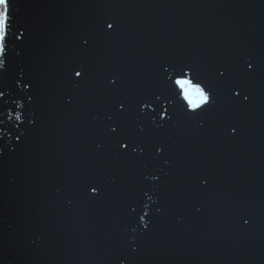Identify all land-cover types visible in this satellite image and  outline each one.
<instances>
[{
  "label": "water",
  "instance_id": "95a60500",
  "mask_svg": "<svg viewBox=\"0 0 264 264\" xmlns=\"http://www.w3.org/2000/svg\"><path fill=\"white\" fill-rule=\"evenodd\" d=\"M14 2L28 39L11 50L0 88L13 89L23 68L34 83L37 124L18 142L10 133L20 109L11 112V100L0 106L3 140L16 145L0 157V264H264V0ZM107 18L117 32L101 30ZM83 36L92 38L88 48ZM249 56L250 103H235L218 85L204 117L178 116L162 132L149 130L150 141L167 145L172 166L157 189L161 211L147 231L132 233L126 205L142 173L162 160L118 157L107 142L96 149L116 95L107 77L120 75L132 97L154 86L161 60L189 61L212 80L215 67L235 69ZM73 63L89 71L79 86L67 76ZM93 178L104 185L100 198L84 191Z\"/></svg>",
  "mask_w": 264,
  "mask_h": 264
},
{
  "label": "snow or ice",
  "instance_id": "6c2138e0",
  "mask_svg": "<svg viewBox=\"0 0 264 264\" xmlns=\"http://www.w3.org/2000/svg\"><path fill=\"white\" fill-rule=\"evenodd\" d=\"M14 8V0H0V74L7 70L11 50L23 46L28 39V26L20 22ZM100 28L104 33H115L119 29V24L115 19L107 18L100 22ZM91 40L90 36L81 37V46L88 48ZM255 70V62L249 56L242 58L235 69L223 64L215 67L213 79L210 80L189 61L161 60L154 68V86L132 97L122 93L123 81L120 75L113 73L107 77V87L116 95L105 114L103 139L96 143V149L102 151L107 142L118 157L143 161L151 156L154 160H162V166L157 170L142 173V186L137 197L126 205L127 223L132 233L147 231L153 222L154 213L161 211L158 207L160 197L157 189L162 182L164 167L172 166L171 158L166 155L167 145L163 142L150 141L149 130L162 132L173 126L178 116L189 119L204 117L216 105L218 85L227 89L235 103L239 105L250 103L251 92L247 90L244 80ZM66 72L76 86L89 78V71L84 65L73 63L68 66ZM234 72L238 74V78H234ZM33 88L34 83L27 78L23 68L15 80L13 89L0 88V106L11 100V104L14 105L11 112L20 109L19 114L15 116V121L19 123H13L14 127L10 133L15 135L18 142H22L28 128H34L37 124L35 112L32 110L35 99ZM66 102L71 103V97H68ZM130 113H134L131 120ZM3 116L4 113L0 111V125L5 124ZM8 120L12 121L10 113ZM200 123L203 125L204 120L200 119ZM22 129L24 131H21ZM226 131L229 135H236L239 126L227 124ZM5 146L11 152L16 150V145L9 148V145L5 144L3 130L0 129V157L5 155ZM199 183L201 187H207L208 179L200 177ZM84 191L89 198H100L104 193V185L94 178L88 179L84 184ZM241 219L243 225L251 222L249 217ZM137 247L134 244L132 251L135 252ZM120 264L126 262L121 260Z\"/></svg>",
  "mask_w": 264,
  "mask_h": 264
}]
</instances>
